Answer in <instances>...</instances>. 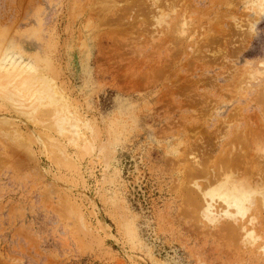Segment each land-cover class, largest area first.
<instances>
[{
	"label": "rangeland",
	"instance_id": "374dc122",
	"mask_svg": "<svg viewBox=\"0 0 264 264\" xmlns=\"http://www.w3.org/2000/svg\"><path fill=\"white\" fill-rule=\"evenodd\" d=\"M0 88V264H264V0H0Z\"/></svg>",
	"mask_w": 264,
	"mask_h": 264
},
{
	"label": "bare ground",
	"instance_id": "6f19581e",
	"mask_svg": "<svg viewBox=\"0 0 264 264\" xmlns=\"http://www.w3.org/2000/svg\"><path fill=\"white\" fill-rule=\"evenodd\" d=\"M14 60V59H13ZM19 60V59H18ZM21 60V59H20ZM13 62V61H12ZM24 63H25V61H23ZM23 64V63H22ZM26 66H27V63H26ZM32 68V67H31ZM1 69H3V68H1ZM25 70V69H24ZM31 72V71H30ZM33 73V72H32ZM23 75V74H22ZM14 76V75H13ZM26 76V75H25ZM25 79V78H24ZM27 79V78H26ZM29 80V79H28ZM28 80H26V81H28ZM23 82V81H22ZM7 83V82H6ZM10 84V83H9ZM27 86V85H26ZM25 87V86H24ZM26 88V87H25ZM1 89V88H0ZM20 92H22V91H20ZM41 92V91H40ZM45 93H47V91H44ZM13 93V92H12ZM19 93V92H18ZM25 93V92H24ZM42 94H45V93H43V90H42V92H41ZM13 94H16V92H14ZM39 94V93H38ZM42 94H40V95H38L40 98H42L41 97V95ZM17 95V94H16ZM18 96H20V95H18ZM17 96V97H18ZM36 96V95H35ZM38 96H36V98L38 97ZM43 96V98L42 99H44L45 97H44V95H42ZM11 97V96H10ZM22 97V96H21ZM38 99V98H37ZM41 99V100H42ZM29 100V99H28ZM16 104V103H15ZM40 104V103H39ZM64 111V110H63ZM61 112V113H64V114H67V113H65V111L64 112ZM61 113H59V114H61ZM25 114H28V112L27 113H25ZM58 114V113H57ZM60 117H62V116H60ZM59 118V116L57 117V119ZM61 119V118H60ZM65 121H67V119L65 120ZM73 121V120H72ZM57 122V121H56ZM64 124V120H63V122L61 121V120H59L58 122H57V127H59V129H61V130H63V124ZM71 124V123H70ZM72 125V124H71ZM69 126V125H68ZM75 126V125H74ZM70 127V126H69ZM72 127V126H71ZM70 127V128H71ZM75 128V127H74ZM73 130V129H72ZM75 131V130H74ZM72 135V134H71ZM80 143V142H79ZM226 182H228L227 180H226ZM226 182L225 183H222V184H219V185H217L216 187H215V189H214V194L211 196V201L212 200H214V197H216L217 199H220L221 201H223L226 205L225 206H227L228 208L230 207V208H232L233 207V209H234V211L236 212V215L237 214H240V215H242V214H244L249 208H250V205L254 202H252V196L250 195V194H248L250 191H248V192H246V193H243L244 191H245V187H248V186H250V185H247L246 183H244V182H240L241 183V185L240 184H238V185H231V184H229V182L226 184ZM232 182H234V181H232ZM235 183V182H234ZM250 183V182H249ZM251 188V187H250ZM247 189V188H246ZM249 190H251V189H249ZM253 192V193H252ZM251 193L252 194H255V191H252ZM253 200H254V198H253ZM215 202V201H214ZM208 203V202H207ZM212 207V205H211V202L210 203H208V205H207V211H209V208H211ZM205 209H206V207H205ZM211 213H213V211H210ZM224 212H226L225 214L227 215L228 213H227V211H224ZM216 215H218V214H216ZM207 216V215H206ZM213 216H214V213H213ZM208 217V216H207ZM209 217H211L210 215H209ZM215 217V216H214ZM213 217V218H214ZM216 218V217H215ZM232 219V218H231ZM209 220H210V218H209ZM212 220V219H211ZM215 220V219H214ZM234 220H238L237 218L236 219H234ZM232 221H233V219H232ZM236 221H234V222H236ZM213 222V221H212ZM231 222V221H230ZM238 222V221H237ZM237 222H236V225H237ZM234 224V223H233ZM239 224V223H238ZM227 227H226V226ZM224 226V229H225V231H234L235 230V228H236V230L238 229L237 227H238V225L237 226H235V225H233V227H232V225L229 227L228 225H230V223H228V224H225ZM235 226V227H234ZM239 228H241V226H239Z\"/></svg>",
	"mask_w": 264,
	"mask_h": 264
}]
</instances>
